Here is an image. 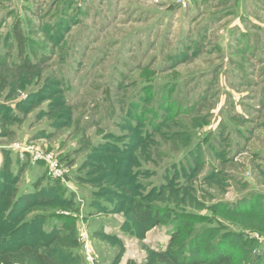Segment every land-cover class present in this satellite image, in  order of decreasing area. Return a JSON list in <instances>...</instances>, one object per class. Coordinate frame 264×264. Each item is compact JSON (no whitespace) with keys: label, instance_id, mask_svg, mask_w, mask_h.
Masks as SVG:
<instances>
[{"label":"rangeland","instance_id":"374dc122","mask_svg":"<svg viewBox=\"0 0 264 264\" xmlns=\"http://www.w3.org/2000/svg\"><path fill=\"white\" fill-rule=\"evenodd\" d=\"M31 41L48 58L27 70ZM201 116L208 123L194 127ZM181 129L189 145L174 139ZM0 132V148L33 141L68 163L75 207L62 212L72 217L80 264H110L116 253L119 264H146L166 246L172 227L142 234L129 215L134 200L112 194L127 187L132 198L196 218V233L225 224L223 234L257 239L253 255L264 258V232L156 194L166 186L208 206L264 198V0H0ZM106 143L127 147L131 163L112 151L122 167L104 165ZM28 165L20 192L44 172ZM109 173L123 186L103 196ZM103 204L112 211L103 214Z\"/></svg>","mask_w":264,"mask_h":264},{"label":"trees","instance_id":"16d2710c","mask_svg":"<svg viewBox=\"0 0 264 264\" xmlns=\"http://www.w3.org/2000/svg\"><path fill=\"white\" fill-rule=\"evenodd\" d=\"M16 36L23 53L27 40L17 29ZM28 46L31 48L32 55L36 56V61L32 62L29 57H25L21 60L20 66L27 70L36 69L48 57H39L36 45L32 41ZM4 118L9 119L10 117L4 115ZM207 123L208 119L205 116L192 118L194 127ZM139 128L143 130L142 123ZM133 129L136 128L133 127ZM173 137L182 146L190 143V135L184 129L176 131ZM110 144V147L106 143L100 149V152H105L104 155L101 154L98 157L102 159L104 165L119 171L122 167L121 161L111 153L112 151L120 153L124 158L126 153L123 152L128 148L124 149L118 144ZM135 147H138L136 138L131 143V148L135 149ZM1 149L4 161L0 166V264H80L77 261L79 256L76 246L77 239L70 233L73 226L72 217L61 213L62 210L75 207V193L66 183L60 179H53L46 171L33 182L32 191L20 192L19 184L31 162L23 163L6 146ZM192 155L198 165L201 161V147L197 148ZM14 160L17 162V172L12 167ZM61 160L64 162L62 155ZM126 160L131 163L130 159L126 158ZM195 163L193 162L190 166L192 170L196 169ZM65 164L68 165V163ZM185 169L188 168L185 167ZM101 173L104 174L102 171ZM106 178L104 183H101L104 186L100 190L103 196L111 191V186H123L122 181L114 180L110 173ZM163 188V191L159 189L156 193L159 195L160 202L178 205L187 201V206L191 205L200 211L209 209L221 219L243 229L264 232V198L261 195L240 199L230 206L223 204L208 206L195 196H184L166 186ZM112 192L114 196L121 197L124 202L122 204L128 200L132 202L134 200L129 215L142 234L159 226L172 227L166 246L160 250L152 249L146 264H158V262L160 264H264V258L255 259L253 255L259 246V241L247 237L243 232L223 234V231L228 229V225L218 224L205 227L196 233V218H186L169 207L155 208L154 205L138 200L137 196L132 198L129 196L132 191L128 187L125 191ZM101 207L105 212L103 214L112 211L106 204ZM96 234L104 235L102 232ZM117 241L121 240L117 239ZM121 256L122 253H116L110 264H119ZM157 258H162L161 261L164 263ZM128 264L136 263L130 260Z\"/></svg>","mask_w":264,"mask_h":264},{"label":"built area","instance_id":"2783aa9c","mask_svg":"<svg viewBox=\"0 0 264 264\" xmlns=\"http://www.w3.org/2000/svg\"><path fill=\"white\" fill-rule=\"evenodd\" d=\"M6 147L14 151L21 161H29L32 164L44 165L50 177L53 179H60L74 191L69 183L70 168L61 160V153L59 150H49L47 147L39 146L33 141L13 142ZM61 213L66 215L67 212L61 211Z\"/></svg>","mask_w":264,"mask_h":264},{"label":"crops","instance_id":"0c3cea01","mask_svg":"<svg viewBox=\"0 0 264 264\" xmlns=\"http://www.w3.org/2000/svg\"><path fill=\"white\" fill-rule=\"evenodd\" d=\"M0 153H2V149L0 148ZM15 157H17L16 155H15ZM3 159V157L0 155V165H1V160ZM15 160L17 161V159L15 158ZM44 166V165H43ZM46 171V168H45V166H44V172ZM26 172H27V170H26ZM43 172V173H44ZM26 174V173H25ZM23 178H24V176H23ZM23 180V179H22Z\"/></svg>","mask_w":264,"mask_h":264}]
</instances>
